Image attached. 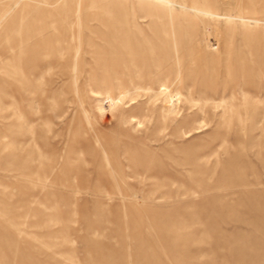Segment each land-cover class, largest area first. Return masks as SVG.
Here are the masks:
<instances>
[{
  "label": "rangeland",
  "instance_id": "1",
  "mask_svg": "<svg viewBox=\"0 0 264 264\" xmlns=\"http://www.w3.org/2000/svg\"><path fill=\"white\" fill-rule=\"evenodd\" d=\"M0 264H264V0H0Z\"/></svg>",
  "mask_w": 264,
  "mask_h": 264
}]
</instances>
